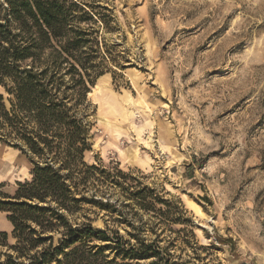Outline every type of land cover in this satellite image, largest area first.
Wrapping results in <instances>:
<instances>
[{"label": "rangeland", "instance_id": "rangeland-1", "mask_svg": "<svg viewBox=\"0 0 264 264\" xmlns=\"http://www.w3.org/2000/svg\"><path fill=\"white\" fill-rule=\"evenodd\" d=\"M79 1L100 15L81 27L100 56L90 92L103 86L80 109L96 169H83L70 222L145 253L126 260L86 239L122 264H264V0ZM128 95L151 110L125 117ZM9 131L0 125V200L34 168ZM9 253L0 245V261Z\"/></svg>", "mask_w": 264, "mask_h": 264}, {"label": "trees", "instance_id": "trees-1", "mask_svg": "<svg viewBox=\"0 0 264 264\" xmlns=\"http://www.w3.org/2000/svg\"><path fill=\"white\" fill-rule=\"evenodd\" d=\"M94 16L79 0H0V85L10 95L7 109L0 94V125L24 143L34 164L32 179L0 200L17 241L10 246L0 232V245L13 251L0 264H122L88 244L95 237L123 259L145 256L123 249L128 241L118 233L68 218L81 209L83 169H96L84 161L90 128L80 116L89 86L102 75L96 31L81 27L97 23Z\"/></svg>", "mask_w": 264, "mask_h": 264}, {"label": "bare ground", "instance_id": "bare-ground-1", "mask_svg": "<svg viewBox=\"0 0 264 264\" xmlns=\"http://www.w3.org/2000/svg\"><path fill=\"white\" fill-rule=\"evenodd\" d=\"M103 84L102 83H98L97 85H95L93 88H92V92L89 93V96L92 97L94 95H96V93H98L99 91H101V88H102ZM140 95V94H139ZM126 107L128 108V110H125L126 113H125V117H129V112L131 110H134L139 108V109H142V107L144 108V112L147 110V111H150L151 110V106L146 102V100L142 97V96H139L138 99H134L132 96H129L127 97L126 99ZM142 110V111H143ZM137 113V112H136ZM105 125L106 126H109L110 122H107L105 121ZM103 124V123H102ZM153 141V140H152ZM148 145H149V141L146 142ZM153 145V144H152ZM151 146V145H150Z\"/></svg>", "mask_w": 264, "mask_h": 264}, {"label": "crops", "instance_id": "crops-1", "mask_svg": "<svg viewBox=\"0 0 264 264\" xmlns=\"http://www.w3.org/2000/svg\"><path fill=\"white\" fill-rule=\"evenodd\" d=\"M0 220L2 221L4 227L0 229L1 232H10L13 230V225L12 223L3 217V215H0Z\"/></svg>", "mask_w": 264, "mask_h": 264}, {"label": "water", "instance_id": "water-1", "mask_svg": "<svg viewBox=\"0 0 264 264\" xmlns=\"http://www.w3.org/2000/svg\"><path fill=\"white\" fill-rule=\"evenodd\" d=\"M242 264H250V263H247V262H243Z\"/></svg>", "mask_w": 264, "mask_h": 264}]
</instances>
